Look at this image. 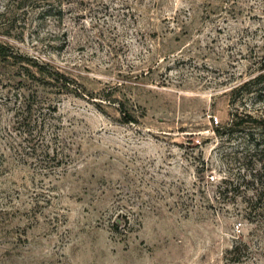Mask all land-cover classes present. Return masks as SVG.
<instances>
[{
  "label": "rangeland",
  "instance_id": "1",
  "mask_svg": "<svg viewBox=\"0 0 264 264\" xmlns=\"http://www.w3.org/2000/svg\"><path fill=\"white\" fill-rule=\"evenodd\" d=\"M0 44V264H264V0H0Z\"/></svg>",
  "mask_w": 264,
  "mask_h": 264
},
{
  "label": "trees",
  "instance_id": "2",
  "mask_svg": "<svg viewBox=\"0 0 264 264\" xmlns=\"http://www.w3.org/2000/svg\"><path fill=\"white\" fill-rule=\"evenodd\" d=\"M21 58L23 57L17 55L10 47L0 44L1 61L18 60ZM36 66L38 67L39 74L45 76L46 78H50L51 81L54 82L57 87L67 88L70 85L71 80H69L65 75L55 70L48 71V68L44 66ZM23 70L25 71V76L30 77L33 80V74L27 68H24ZM260 79L261 77H255L254 79L246 82L244 85H246L247 83L254 82L259 83ZM244 85H242L239 91L244 87ZM18 94L19 96L13 95L15 97V104L13 105L15 117V130L19 132V134H21L22 136H25L28 139L27 142L29 144H32L33 128L38 127L40 129H43L46 126L47 116L54 117V115L57 113L56 103H53V101L44 102L37 91L31 90L26 94ZM232 118L233 122L231 124V127H238L241 126L243 123L259 124L261 126V121L254 119L250 114H245L242 117H240L238 114H234L232 115ZM127 122H130L129 119ZM31 149L33 151V144Z\"/></svg>",
  "mask_w": 264,
  "mask_h": 264
},
{
  "label": "built area",
  "instance_id": "3",
  "mask_svg": "<svg viewBox=\"0 0 264 264\" xmlns=\"http://www.w3.org/2000/svg\"><path fill=\"white\" fill-rule=\"evenodd\" d=\"M215 120V119H214ZM215 122H216V120H215Z\"/></svg>",
  "mask_w": 264,
  "mask_h": 264
}]
</instances>
